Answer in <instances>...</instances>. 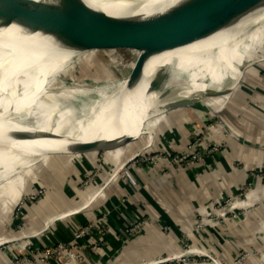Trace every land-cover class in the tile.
Returning <instances> with one entry per match:
<instances>
[{"label": "crops", "instance_id": "0c3cea01", "mask_svg": "<svg viewBox=\"0 0 264 264\" xmlns=\"http://www.w3.org/2000/svg\"><path fill=\"white\" fill-rule=\"evenodd\" d=\"M189 109H174L170 121L162 120L151 127L155 126L158 133L161 131L157 147L173 151L176 156L185 154L190 141L200 140L203 158L199 160L189 156L187 162L177 165L166 157L153 161L139 156L117 173L131 152L134 153L129 151L106 166L92 171L86 168L69 180L57 179L48 184L49 191L43 199L37 204L25 205L16 215L9 201L12 197L19 199L21 192L15 191V187L28 175L17 177L22 173L18 167L3 177L0 180V264H15L30 249L74 241V233L84 226L89 227V232L80 239L88 245L82 252L83 259L69 264H134L142 256L162 255L166 251L177 253L185 241L203 248L211 245L217 250L223 249L226 233L239 229L237 222L207 221L201 227L199 222L211 212L218 217L228 198L237 194L243 185H254L258 190L256 197L263 196L264 179L254 173L264 170V134L258 133L253 118L240 114L236 119L227 110L225 117L221 114L235 133L234 137H225L214 127L203 137L196 128L207 117L199 110L193 109L191 113ZM115 126L126 128L131 124L123 122ZM134 132L140 133V129L132 128L109 138ZM85 134L64 146L67 148L79 140L104 138L85 137ZM141 146L142 143L137 147L141 149ZM211 148L217 150L210 152ZM43 162H39L34 175L47 169L48 165ZM41 165L42 169L37 170ZM89 170L94 177L80 188L79 183L89 180ZM12 176L16 180L10 179ZM7 192H11L8 201ZM239 199L236 197L235 201ZM137 219L145 222L143 228L135 234L127 233ZM17 234L29 237L16 244L3 241Z\"/></svg>", "mask_w": 264, "mask_h": 264}, {"label": "bare ground", "instance_id": "6f19581e", "mask_svg": "<svg viewBox=\"0 0 264 264\" xmlns=\"http://www.w3.org/2000/svg\"><path fill=\"white\" fill-rule=\"evenodd\" d=\"M59 1L79 2L84 5L82 11L64 6L54 13L58 21H65L70 17H92L100 11L114 16L149 15L154 10L146 8L162 0ZM174 1H169L165 7ZM212 27L213 33L208 38L174 49L172 55L166 57L167 61L175 62L168 68V80L165 87L179 89L181 97H188L199 90L208 91L209 86L218 87L220 89L218 91L227 90L229 86L238 83L242 78L238 76L240 71L244 70L246 60L255 55L251 48L264 44V13L244 16L229 23H212ZM115 34H91L90 38L116 46L125 34L122 32ZM49 50L56 52L54 55L56 58L53 60L49 58L50 53H53ZM65 52L53 42L51 37L41 36L40 33L25 34L18 25L14 23L5 25L0 20V125H2L0 160L7 159L3 165L5 168L8 167L10 172L12 168L19 167L24 173L25 168L31 165L29 164L31 160L39 157L46 158L53 151L57 153L65 147L66 143L85 134L86 131L85 137L113 136L121 132H129L136 127L142 131V122L151 113L154 99L163 91L149 90V82L157 70L145 73L141 83L127 92L124 88L129 76H124L121 79L123 81L104 82L102 87L95 85L99 80H90L91 84L86 81L68 84L65 80L59 84H53L52 81L69 66L68 59L71 58ZM82 53L85 55L93 52L87 50ZM93 93L97 95L96 98L89 96ZM58 100L65 105H59ZM70 101L78 102L77 107L74 104L68 107V102L72 105ZM141 110L145 111L141 113L144 115L138 113ZM159 111L160 108L154 112L152 110L153 113H157L156 115H160ZM121 115L129 116L130 121L135 119L134 123L126 128L116 127V122H123L125 118H110ZM156 115L152 114L154 117ZM52 120H56L54 125L51 124ZM69 123H71L69 127L73 125L79 131L62 133L64 125ZM153 123L155 122L148 124V129L152 128ZM4 124L7 125V130L4 129V127L7 128ZM38 130L53 131L58 136L52 138L40 136L30 140L17 139L10 134L11 131L36 132ZM127 136L110 138L113 147L116 144L119 146ZM82 145L81 140L75 141L60 152L79 151ZM90 145L93 146L94 143ZM27 177L23 180L25 181Z\"/></svg>", "mask_w": 264, "mask_h": 264}, {"label": "water", "instance_id": "95a60500", "mask_svg": "<svg viewBox=\"0 0 264 264\" xmlns=\"http://www.w3.org/2000/svg\"><path fill=\"white\" fill-rule=\"evenodd\" d=\"M169 1L171 0H162L159 3L156 1L154 5H149L146 9H151V11L154 10L149 15L114 16L105 11H100L92 17H70L65 21H58L54 13L59 11L62 7L69 6L82 11L84 5L79 2L72 3L68 1L65 3L59 0H0V20L5 25H11L12 23L18 25L25 34L40 33L41 36L51 37L53 42L58 47L63 48V50L66 51L65 53L70 56L71 59H68L69 65L73 66L77 64L78 67L85 68L93 76L101 77L102 75H106L110 77V79H104L101 82L99 80L95 83L97 87L104 86V82L119 81L115 78L119 71V68L116 66L117 62L110 56L111 54H108V58L103 57L102 59L100 57L83 55L82 52L90 49H97L108 53L116 51L131 53L133 55V61L129 64L127 74H125V76H129L128 82L124 88L127 92L133 90L141 83L145 75L146 64L153 56L183 46H188L208 38L212 35L214 30L212 23H229L234 20H239L244 16L260 15L264 13V0H175L172 4L165 7V4ZM117 32H122V34L124 33L125 35L116 46H111L99 42L95 38H90L91 34L110 35ZM41 48L40 46V49ZM49 51L53 52L49 55L50 60L56 58L54 56L56 52L54 50ZM168 68L169 67H162L157 69L155 76L149 82V90L151 92L163 91L154 99L152 109L150 110L151 113L148 114V118H145L144 122H146L152 114L156 115L157 113L153 112L159 108V112L162 114L168 109L188 108L199 103L201 107L211 111L225 129L232 135H235L224 121L220 109H218L217 106L204 102L206 100L205 98L209 96L216 97L228 95L233 89L231 88L219 92H205L203 93V96H205L203 99L189 98L188 96L173 102L165 103L167 95L171 94V92L176 89L165 87L168 80ZM89 96L96 98L97 95L93 93ZM79 99L81 100L83 98ZM68 103V107L73 106V104L76 107L78 105L76 101H70L72 105ZM58 104L62 105L63 102L58 100ZM153 117L154 116H152L151 119ZM84 118L86 119V117ZM58 122L59 121H57V123ZM55 123L56 120H52L51 124L54 125ZM70 125L71 123H69V125H64L62 133L79 131L77 127L73 125L69 127ZM5 126L7 127V125ZM0 129H2V125H0ZM4 129L7 130L8 127H4ZM10 134L17 139L30 140L40 136L49 138L58 136L57 133L53 131H11ZM140 138L133 135L125 137L119 154H113L104 158L94 157L92 159H77L76 161L73 160L71 162L67 161L65 163H60L59 165H52V167H49L41 174L27 177L25 181L23 180L15 187V191L24 188L38 187L41 183H45L47 178L56 175L59 171L77 172L86 168L106 165L114 159L123 157L129 153L131 145L134 146ZM153 142V140H150L146 148L151 147ZM114 147L118 148V144ZM140 154L141 151L128 157L119 167L117 173L128 163L139 157ZM263 232L264 224L258 230V234ZM256 243L257 238L253 245L255 248L257 246ZM252 258L257 261L259 260L261 264L260 258H258L257 255L255 256L254 253H250L247 260L250 262ZM262 264H264V261Z\"/></svg>", "mask_w": 264, "mask_h": 264}, {"label": "rangeland", "instance_id": "374dc122", "mask_svg": "<svg viewBox=\"0 0 264 264\" xmlns=\"http://www.w3.org/2000/svg\"><path fill=\"white\" fill-rule=\"evenodd\" d=\"M258 46L259 47L257 48L255 47L251 48V51L255 53V55L253 57L249 56L250 57L249 60L248 59L246 60L245 67H243L244 70L240 71V74L238 76V78L239 77L242 78L239 80L238 83L236 84L234 83L232 86H229L230 88L228 87L229 89L231 88L233 89L228 95L216 96V97L209 96L205 98V96H203V93L212 92V91L219 92L218 90H220L216 86H209L207 88L208 91L206 90L195 91L193 94L189 95V98H199V99L205 98L206 99L204 101L205 103L212 104L217 107L219 105H223V108L221 109L218 108V109H220L224 117L227 114V110L234 117H236V119H238L240 114L251 117L255 121L254 124L256 125V129L258 133L264 134V44ZM91 50L93 53L90 54L86 53L85 55H89V56L94 55V57H100L103 59V57L108 58L109 57L108 54L109 55L111 54L110 56L115 59V61L117 62L116 66L117 68H119V71L116 74L118 80L123 79L125 74H127L128 66L133 61V55L126 51H116V52L108 53V52H103V50H97V49H91ZM91 50H89V52ZM170 52L167 53L166 51L162 54H159L158 56H153L152 58H150V60L146 64L145 73H152L153 71L160 69L162 67L171 66L175 61L169 62L166 59V57L172 55L173 50ZM92 76L93 75L89 73L88 70H86L85 68L78 67L77 64L73 66L69 65L68 67L63 69V71L55 78L54 81H52V83L59 84L61 83V81L65 80L68 82V84H74L84 81H86V83L89 82L91 84L92 82L90 80L102 81L104 79H110L106 75H102L101 77H97V76L92 77ZM179 91L180 90L176 88L174 91L171 92L170 96L167 95L165 101L168 103L170 101L173 102L178 99H181L182 97L179 96ZM221 91H225V90H221ZM188 108H190L188 111L191 113L193 112V109H195V110H199L200 112H203L206 115L205 117H207V120L202 119L204 121L202 125L198 126L196 123L197 125L196 131L199 133V135L201 134L203 137H206L208 135V131H210V129L214 127L218 129V131H220L225 137H230V138L234 137V135H232L227 129H225L222 126L218 118H216L211 111L201 107L199 103H196L195 106ZM174 109H168L165 111V113L157 115L152 119L149 118L146 122H142V131H140V133L138 134L135 132L133 133V135L136 136L137 138L140 137L142 138H140L139 141L134 144V146L131 145L130 151L134 152V153L131 152V155L141 151L140 156H147L154 158L156 154L159 155L162 151H165V149L161 147H157L156 145L159 142L158 140L161 131L159 133L155 131L154 130L155 126L151 129H148L149 127L148 124H150L151 122H155L156 123L155 125H157L162 120L170 121L172 119L171 115ZM141 111H139L138 113L140 115H144L141 113L145 111L143 110ZM191 113H189V115ZM185 115H187V113L186 114L184 113V116ZM168 117H170L169 120ZM117 118H125L122 121L124 123H130L131 125L132 123H134L135 120L134 119L130 121L129 116L126 115L114 116L111 117L110 119H117ZM123 122H116V125H120V123ZM117 127L121 128V126H117ZM97 128H100V126H97ZM162 131L165 132V130ZM91 137H100V135L97 136L93 135ZM101 137L104 138H95L93 140H81L83 142V145L81 146L80 150L75 153L74 152L61 153L60 152L61 150H59L53 158L51 157L52 156L51 153H53L54 151L51 152L49 154L50 156H47L46 158L39 157L33 159L29 162V164L31 165L26 169V171L24 173L17 174V177L24 174L27 175L30 174V176L31 175L33 176L35 169L38 167L39 162H41L42 160L46 162V166L48 165L47 166L48 169L49 167H52V165H57V164L59 165L60 163H65L67 161L71 162L73 160L76 161L77 159H92L94 157L104 158L113 154H119L121 152L122 144L124 140H122L121 144L118 146V148H116L113 147L109 136L103 135ZM150 140L154 141L153 145L151 147L146 148ZM90 143H94V145L91 146L92 144L90 145ZM140 143H142L141 149L137 147ZM222 148L224 149V146ZM169 154H173V151L168 150L165 157L166 158L170 157ZM2 156L4 157L5 155ZM50 158L52 159V162L49 164ZM6 160H7L6 158L0 160V164H2V166H0V180L3 177H5L8 173H10L8 167L5 168L3 165ZM122 163L123 161H121L120 164L118 165H121ZM106 165H99L96 166L95 168H91L90 170L91 171L96 170L97 168ZM41 169L42 168L39 166L37 170H41ZM45 170H42L39 174L43 173V171ZM91 171L90 172L87 171L89 175L88 178L89 180L88 181L85 180L83 181V183H79L80 188L85 186L86 183H89L91 179H93L94 174ZM75 173L76 172L59 171L56 175L54 176L52 175V177L47 178L45 183H41L38 187H30L19 190L21 192V196L19 197V199H17L16 197H12L11 199L10 197L11 192L10 193L7 192V196H6L7 201L8 199H11V201L9 202H10V206L13 207L14 215L18 214L25 205L27 204L34 205L37 204L41 199H43L44 196L46 195V192L49 191L48 184L53 183L57 179H62L64 181L66 179L69 180V178L73 176ZM254 175L264 179V170L259 169L254 173ZM17 177L12 176V178L10 179L14 178L13 179L14 181L16 180ZM39 191H42V193ZM257 191L258 190L254 188V185H249V184L243 185L242 187H240V191H238L237 194H234L228 198L227 202L225 203L226 205L225 208L222 209L223 211L219 214L220 217L218 216L219 219H217L218 217H216V215L213 212H211L209 213L208 217L204 219V221L201 220L199 222L200 227L203 226L204 223L207 221H210V223H214L218 220H223V221L225 220L228 221L229 224L230 222L231 223H234V221L237 222L236 226L239 229H237L236 232L232 231L226 233L227 243L225 244V246H223V249L217 250L214 247H211V245L209 248H203L185 241L183 248L180 249V251H177V253L176 252L170 253L166 251L162 255L142 256L140 257L139 261L134 264H199V263L260 264L259 260L257 261L253 258L250 260V262L249 260H247L250 253L251 254L254 253L255 256L257 255L258 258H260L262 264V262L264 261V232L258 234V230L264 224V192H262L263 196L257 198L256 197ZM263 191H264V187H263ZM236 197H240V199L238 201H235ZM5 200L6 199H4V201ZM28 237H29L28 234H17L16 236L5 240L6 241L9 240V242H6L8 244H16L27 240ZM256 238H257V243H256L257 246L255 248L253 245L256 242ZM87 246L88 245L86 244H82L81 241H79L78 244H75L73 241L66 243H58L56 245L48 246V247H52L53 250L55 251L53 255H50L48 257V261L46 259L43 261L42 260L37 261L36 258H31L28 260L27 258L24 259L22 256L21 258L15 260V264H48L51 262L69 264L72 261H81L83 259L82 252ZM48 247L42 249H46ZM31 252H34L35 254L36 250L32 249Z\"/></svg>", "mask_w": 264, "mask_h": 264}, {"label": "built area", "instance_id": "2783aa9c", "mask_svg": "<svg viewBox=\"0 0 264 264\" xmlns=\"http://www.w3.org/2000/svg\"><path fill=\"white\" fill-rule=\"evenodd\" d=\"M200 140H194L192 142H190L187 146V149H186V152L184 155H174L173 154H169L170 157H168L169 159H171V161H173L174 164H177V165H181V164H184L185 162H187V158L190 156L191 158L195 159V160H199L201 158H203V153L200 152V145L201 143H199ZM217 148H211L210 149V152L212 151H216ZM168 150L165 149V151H162L159 155L156 154L154 156V158L152 157H147V156H141V157H144L146 160H162L165 156H166V153H167ZM163 152H166V153H163ZM204 152V151H203ZM123 170V169H122ZM121 170V171H122ZM87 184V183H86ZM42 193V191H39ZM46 192V191H45ZM37 194V193H36ZM144 221L142 220H135L131 226L127 229V233L129 234H135L137 232H139L143 226H144ZM89 232V227L87 226H84V227H81L79 228L75 233V239H74V243L75 244H78L82 235L84 233H88ZM5 242V241H4ZM9 242V241H8ZM73 246V245H71ZM35 252V251H34ZM34 252H31V249L24 254L23 258H27L28 260L31 259V258H36V260H47L48 261V257L50 255H53L55 253V251L53 250L52 247H48L46 249H42V250H36V253L34 254Z\"/></svg>", "mask_w": 264, "mask_h": 264}]
</instances>
